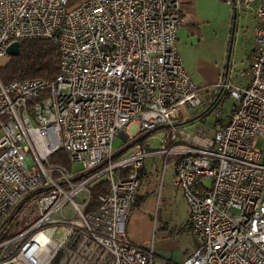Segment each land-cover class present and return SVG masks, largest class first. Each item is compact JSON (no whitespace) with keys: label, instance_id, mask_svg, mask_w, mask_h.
<instances>
[{"label":"built area","instance_id":"obj_1","mask_svg":"<svg viewBox=\"0 0 264 264\" xmlns=\"http://www.w3.org/2000/svg\"><path fill=\"white\" fill-rule=\"evenodd\" d=\"M234 3L255 6L248 85L219 82L236 107L212 129L188 131L179 115L201 106V92L176 45L179 0H0V57L33 39L60 54L53 80L0 82V229L21 204L0 230V264H177L125 230L155 156L175 161L198 239L180 264H264V3ZM134 125L136 136L163 131L159 146L138 142L115 156L113 139ZM59 150L81 175L48 163ZM99 182L108 192L84 212Z\"/></svg>","mask_w":264,"mask_h":264},{"label":"crops","instance_id":"obj_2","mask_svg":"<svg viewBox=\"0 0 264 264\" xmlns=\"http://www.w3.org/2000/svg\"><path fill=\"white\" fill-rule=\"evenodd\" d=\"M179 1L184 23L176 32V45L184 69L201 92V106L187 109L193 111L189 118L204 108L222 111L213 128L216 122H225L237 105L226 91L218 88V83L226 81L240 88L248 85L247 70L256 49L255 6L236 9L234 17V0ZM259 3L264 0H256V4ZM228 99L232 101L226 104ZM182 121L185 120L179 119ZM128 131L126 136H120L127 144L137 139L148 144L151 134L136 136V132L131 135ZM257 147L262 150L264 161V143L258 141ZM174 166L172 160L164 167L160 156L144 161L141 183L125 230L134 242L148 249L152 247L157 257L180 264L194 253L197 245H184L182 237H178L180 233L185 234V238L190 234L180 232L182 225L188 228L189 210L182 192L174 185ZM179 219L185 222L176 226ZM178 247L182 248L181 252L174 253Z\"/></svg>","mask_w":264,"mask_h":264},{"label":"trees","instance_id":"obj_3","mask_svg":"<svg viewBox=\"0 0 264 264\" xmlns=\"http://www.w3.org/2000/svg\"><path fill=\"white\" fill-rule=\"evenodd\" d=\"M60 54L58 48L48 40H23L19 42V53L17 56L11 57L4 67L0 68V82L3 85H7L16 80L35 79L40 78L44 80H53L59 72ZM211 109V108H210ZM206 108L196 113L187 121H182L183 124H188L194 120L204 117L207 113ZM156 131L149 134L156 133ZM48 163L50 165H60L68 169L70 166L67 155L62 150L54 153ZM38 191L36 193H39ZM108 186L104 182H99L92 186L90 189L91 197L88 204L84 208V212H89L98 207L97 196L107 194ZM16 207L6 218L4 226H9L19 213V207ZM134 206V205H133ZM132 206V207H133ZM21 209V208H20ZM18 211V212H17ZM131 212V210H130ZM190 230L189 227H183L180 232ZM0 240H3V234L0 236Z\"/></svg>","mask_w":264,"mask_h":264},{"label":"rangeland","instance_id":"obj_4","mask_svg":"<svg viewBox=\"0 0 264 264\" xmlns=\"http://www.w3.org/2000/svg\"><path fill=\"white\" fill-rule=\"evenodd\" d=\"M10 58L11 57L8 55L5 57H0V68L4 67ZM228 100L226 101V104L228 102L232 101L231 99H228ZM221 113H222V111H210L204 117H202L196 121L194 120L191 123L185 124L186 129L188 131H193L196 127H203V128L210 130V129H212V124L214 123V121L218 118V116ZM192 114H193V111H191V110L189 111V110H187V108L183 107L182 111L180 112L179 119H184L185 121H187L190 119L189 117L192 116ZM136 129H137V126L134 125L130 128L128 133H130L131 135H135ZM160 134L162 135L163 131H160V132L158 131L157 133H153L150 135V137H148V144L150 145V148L155 149L158 147V145H159L158 137ZM126 145H127V142L124 141L120 136H116L113 139L112 148L115 152L119 151L120 149H122ZM68 170L70 171V173H74L73 176L82 174L81 165L78 163H74V164L70 165ZM65 212L66 213L68 212V208L65 209ZM184 222H185L184 219H179L178 221H176V226H181ZM181 227L183 228L185 226L182 225ZM187 231H189L188 233H190L188 238H185V234H181V233L180 234L178 233L179 234L178 237H182L181 239H182V241H183L182 243L184 245H190V246L195 247V244L197 245L198 239L191 230H187ZM181 249H182L181 247H178L176 249L177 251H175L174 253H180Z\"/></svg>","mask_w":264,"mask_h":264},{"label":"water","instance_id":"obj_5","mask_svg":"<svg viewBox=\"0 0 264 264\" xmlns=\"http://www.w3.org/2000/svg\"><path fill=\"white\" fill-rule=\"evenodd\" d=\"M233 16L236 17V6L235 3H233ZM19 53V43L18 42H13L11 43L9 46H7L6 48V54L10 57H14L17 56ZM210 108V107H209ZM209 108L205 111H208ZM144 138V137H142ZM141 139H137L136 141H133L130 144H127L125 147H123L122 149H120L119 151H117L115 153V156L124 153L125 151H127L130 147H132L134 144L140 142ZM19 209V208H18Z\"/></svg>","mask_w":264,"mask_h":264}]
</instances>
